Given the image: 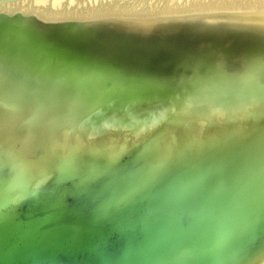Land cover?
Listing matches in <instances>:
<instances>
[{
	"label": "water",
	"instance_id": "obj_1",
	"mask_svg": "<svg viewBox=\"0 0 264 264\" xmlns=\"http://www.w3.org/2000/svg\"><path fill=\"white\" fill-rule=\"evenodd\" d=\"M0 264H264V0H0Z\"/></svg>",
	"mask_w": 264,
	"mask_h": 264
}]
</instances>
